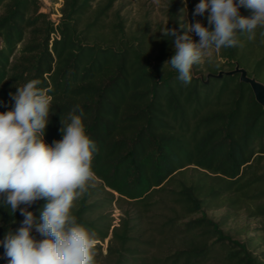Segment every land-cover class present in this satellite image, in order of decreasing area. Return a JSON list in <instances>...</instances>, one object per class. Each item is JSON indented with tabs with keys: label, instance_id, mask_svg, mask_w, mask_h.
I'll return each instance as SVG.
<instances>
[{
	"label": "trees",
	"instance_id": "1",
	"mask_svg": "<svg viewBox=\"0 0 264 264\" xmlns=\"http://www.w3.org/2000/svg\"><path fill=\"white\" fill-rule=\"evenodd\" d=\"M117 1L63 0L56 22L41 0H0V112L14 110L17 87L40 80L53 97L44 136L52 145L63 138L61 117L83 109L98 152L95 180L72 214L96 233V264H264V250L256 252L264 246V106L240 73L219 76L239 65L264 83V27L219 50L222 61L194 65L185 86L165 66L176 38L167 29L182 35L186 23L209 27L210 11L194 16L200 0H188L183 20L180 4L169 0L162 30L149 20L133 29ZM3 200L0 242L24 219ZM46 203L20 208L39 222ZM113 204L118 225L103 211ZM218 209L217 218L209 214ZM240 215L261 221L256 236L232 230ZM4 252L0 243V264H8Z\"/></svg>",
	"mask_w": 264,
	"mask_h": 264
},
{
	"label": "clouds",
	"instance_id": "2",
	"mask_svg": "<svg viewBox=\"0 0 264 264\" xmlns=\"http://www.w3.org/2000/svg\"><path fill=\"white\" fill-rule=\"evenodd\" d=\"M240 7L251 9L252 17H242ZM209 9V27L199 21L186 23L182 35L167 29L176 38L175 55L165 66L176 70L185 86L191 83L193 66L212 50L237 46L239 34L252 39L257 27H264V0H200L193 15L203 16ZM193 32L199 42L193 41ZM40 83L32 79L17 87L14 110L0 112V195L11 213L19 209L24 217L0 243L8 264H96V233L77 222L72 208L95 180L92 162L98 148L86 135L79 105L61 117L63 138L52 145L45 142L53 97ZM42 198L47 203L37 222L33 212L20 205ZM33 230L43 239L37 240Z\"/></svg>",
	"mask_w": 264,
	"mask_h": 264
},
{
	"label": "rangeland",
	"instance_id": "3",
	"mask_svg": "<svg viewBox=\"0 0 264 264\" xmlns=\"http://www.w3.org/2000/svg\"><path fill=\"white\" fill-rule=\"evenodd\" d=\"M102 0H96V2H100ZM63 0H41L42 11L50 14L51 18L58 22L61 17L60 8L62 6ZM178 4H180L178 11L182 15V19L185 20L188 17V0H176ZM169 0H118L116 2L115 7H122V13L126 14L128 18V27L136 29L141 22L144 20H149L152 22V29H163L167 24V18L165 16V11L168 8ZM210 11V9H209ZM192 39L194 42H199V37L196 34L192 33ZM220 62L222 59L219 57V52L216 50H212V54L209 57H205L204 62ZM201 63V64H202ZM103 194V193H102ZM106 214L112 218V223L114 225H118L121 216V210L118 208L116 204H113L110 207H107L103 210ZM224 209H218L214 211H210L209 214L218 217L223 214ZM259 219H251L248 220L245 218V215H240L238 218H235L231 222V227L236 235L242 239L246 236H256L257 232L255 228L260 226ZM248 226L249 231L245 232L243 230V226ZM108 244V239L102 243L103 250L106 253ZM264 250V246L260 249H257L256 252L260 253Z\"/></svg>",
	"mask_w": 264,
	"mask_h": 264
},
{
	"label": "water",
	"instance_id": "4",
	"mask_svg": "<svg viewBox=\"0 0 264 264\" xmlns=\"http://www.w3.org/2000/svg\"><path fill=\"white\" fill-rule=\"evenodd\" d=\"M224 73L226 74L240 73V79L250 84L256 100L261 105L264 106V83L258 81L255 77L249 76L247 71L244 68H241L239 65H237L236 68L232 71L229 72L221 71L219 73V76H222Z\"/></svg>",
	"mask_w": 264,
	"mask_h": 264
}]
</instances>
